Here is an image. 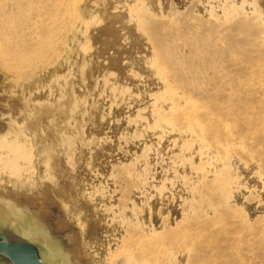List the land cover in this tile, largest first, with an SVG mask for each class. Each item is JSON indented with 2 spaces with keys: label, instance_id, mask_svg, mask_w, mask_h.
<instances>
[{
  "label": "rangeland",
  "instance_id": "obj_1",
  "mask_svg": "<svg viewBox=\"0 0 264 264\" xmlns=\"http://www.w3.org/2000/svg\"><path fill=\"white\" fill-rule=\"evenodd\" d=\"M224 1L230 3L85 0L82 19L73 23L74 18L49 64L20 81L0 68V125L23 132L32 155L30 174L17 178L0 167V234L27 240L23 230L32 217L37 218L48 225L51 235L45 240L38 231L29 243L38 248L45 264H66L67 259L111 264L114 255L132 248L133 234L142 232L148 238L160 234V238L178 229L194 202L191 190L201 179L197 166L212 177L219 163L188 147L190 135L157 121L155 112H167L171 102L163 95L165 82L151 62L153 45L142 30H136L126 9L141 8V13L163 22L179 15L189 29L193 16L206 22L214 15L222 20ZM231 1L248 16H260L263 25L264 0ZM128 168L129 175L124 174ZM252 178H247L239 205L254 221L264 217V183ZM250 192L256 201L249 198ZM28 205L37 212L24 210ZM133 229L136 233H130ZM59 232L70 236L71 242L58 240ZM185 257L176 252L178 263L184 264ZM0 264L10 263L2 259Z\"/></svg>",
  "mask_w": 264,
  "mask_h": 264
},
{
  "label": "bare ground",
  "instance_id": "obj_2",
  "mask_svg": "<svg viewBox=\"0 0 264 264\" xmlns=\"http://www.w3.org/2000/svg\"><path fill=\"white\" fill-rule=\"evenodd\" d=\"M231 2L221 5L222 20L214 15L206 22L193 16L189 29H185L187 26L179 15L163 22L147 16L144 10L141 13V8L139 12L132 5L126 9L136 30H142L153 45L151 62L165 82L163 95L171 102L167 112L162 109L155 112L157 121L190 135L188 147L196 148L201 157L219 164L212 177L197 166L196 173L201 174V179L191 190L194 202L187 205L188 213L184 211L177 231L173 228L175 232H169L168 236L166 233L172 229L166 231V238L160 237L164 240L159 238L160 234L156 235L157 242L154 235L150 239L142 232L136 235L134 229L129 230L140 238L136 240L128 234L129 239L132 237L129 240L132 248L127 244L130 251L122 248L123 252L114 255L111 264H180L176 252L186 254L184 264H264V217L254 221L249 218V222L246 210L239 205L250 180L247 178L264 183V23H259L260 16H248L242 7ZM84 3L85 0H0L1 70L20 81L52 61L74 18L73 23L82 19ZM201 78L204 80L198 81ZM3 125H0V167L4 173L19 178L31 170L32 155L24 133L12 125ZM128 170L124 174L129 175ZM11 188L10 185L9 190L14 192ZM252 194L248 193L254 200ZM17 195L18 200L24 201L23 195ZM3 209L12 215L8 207ZM24 210L36 211L30 205ZM31 219L30 226L23 230L27 240L18 241L29 242L38 231L48 239L51 235L48 225ZM60 233L56 235L58 240L64 244L71 242L70 236ZM66 264L83 263L67 259Z\"/></svg>",
  "mask_w": 264,
  "mask_h": 264
},
{
  "label": "water",
  "instance_id": "obj_3",
  "mask_svg": "<svg viewBox=\"0 0 264 264\" xmlns=\"http://www.w3.org/2000/svg\"><path fill=\"white\" fill-rule=\"evenodd\" d=\"M0 257L11 264H45L35 245L13 241L5 234H0Z\"/></svg>",
  "mask_w": 264,
  "mask_h": 264
}]
</instances>
